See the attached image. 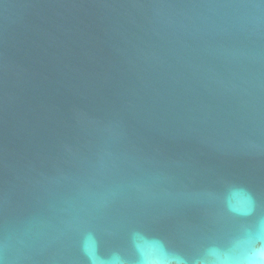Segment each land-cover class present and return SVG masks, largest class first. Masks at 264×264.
Here are the masks:
<instances>
[{"label":"water","instance_id":"water-1","mask_svg":"<svg viewBox=\"0 0 264 264\" xmlns=\"http://www.w3.org/2000/svg\"><path fill=\"white\" fill-rule=\"evenodd\" d=\"M0 264H264V0H0Z\"/></svg>","mask_w":264,"mask_h":264}]
</instances>
